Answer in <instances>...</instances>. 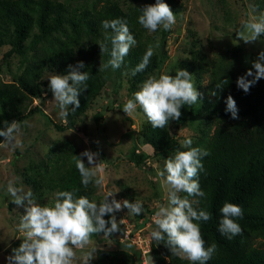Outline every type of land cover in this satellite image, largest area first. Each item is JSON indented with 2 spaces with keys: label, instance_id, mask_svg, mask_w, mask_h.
I'll list each match as a JSON object with an SVG mask.
<instances>
[{
  "label": "rangeland",
  "instance_id": "1",
  "mask_svg": "<svg viewBox=\"0 0 264 264\" xmlns=\"http://www.w3.org/2000/svg\"><path fill=\"white\" fill-rule=\"evenodd\" d=\"M63 3L62 15L78 17L82 10L90 14L98 13L107 0H51ZM117 4L122 10L136 7L138 10L149 5L145 0H109ZM180 10L176 15V23L169 31L162 28L155 33L143 31L142 39L147 48L153 47V57L157 59L160 41L165 37L163 50L165 59L157 69L146 73L143 79L136 83L129 91L130 69L122 63L117 70H103V87L91 101L89 107L80 115L73 116L69 110L68 117L72 125L63 130L53 128V123L64 124L59 116V109L55 106L52 93L48 90L47 77L50 74H60L48 64V57L66 46L75 50L74 39L78 45H85L90 38H94V59L99 67L104 53H100L99 42L102 40L95 35H85L82 29L75 32L66 23L58 31L50 34L46 39L31 43L32 35L37 32L33 21L24 40L26 52L24 55L12 53L5 55L9 48L8 34L0 36V88L4 84L12 83L9 90L16 87L17 78L25 75L34 79L41 90L39 97L22 96L21 109L26 110L38 106L39 111L25 117L21 131L16 135L22 147L9 144L0 147V264H7V257L12 250L18 248L24 236L18 229L20 217L24 214L23 207L11 203V196L6 192L9 181L15 186L30 189L38 203L50 206L54 201L55 190L50 189L45 176L57 177L59 172L67 168L73 156L80 157L84 151L98 153L96 163L104 165L97 171L96 179L101 181L99 186L89 184L85 189L90 201L102 202L108 199L117 202L136 200L143 202V212L139 216L128 214V209L122 208L115 212V218L120 231L104 236V233L94 234L91 243L83 250H76L74 264H83L82 252L95 248L94 259L89 264H138L145 259V255H135L136 250L120 240L122 226L128 223L139 230L144 237L150 238L155 229L153 217L160 205H168V190L163 187V181L157 178L159 170L163 169L164 161L176 151H187L181 141L192 140V147L200 148V141L207 139L217 124V118L209 116L205 107L211 99L207 88L208 68L217 59H232L234 56L244 63H252L257 54L264 50V36L250 44L237 40L236 34L244 21H251L259 17L264 9L256 7V0H178ZM36 0H31L34 5ZM34 16V15H33ZM93 41V40H91ZM110 57L108 56L106 60ZM126 58V56L124 57ZM197 67L199 79L193 71ZM185 69L193 76V83L200 93L193 115L188 114V106L181 108L183 119L181 122L170 121L162 131L160 145L170 148L168 152L153 153L152 147L144 143L145 136L152 134L151 125L143 113L137 109L132 116H127L123 105L139 90L140 85L150 76L157 78L162 74L175 76L177 69ZM198 70V69H197ZM72 130V132H71ZM4 143V138L0 140ZM15 143V141H13ZM142 157L140 165L136 166L129 160L131 150ZM51 150V152H49ZM86 167H91L86 157H81ZM25 178L31 179L34 188ZM181 198H188L186 193H178ZM195 204H193L194 206ZM105 220L109 217L105 216ZM263 241L262 237L249 233L244 245H255ZM243 245V246H244ZM152 264H189L188 261L172 256L164 244H159L150 238ZM147 258V257H146ZM148 259V258H147ZM140 263V262H139Z\"/></svg>",
  "mask_w": 264,
  "mask_h": 264
},
{
  "label": "clouds",
  "instance_id": "2",
  "mask_svg": "<svg viewBox=\"0 0 264 264\" xmlns=\"http://www.w3.org/2000/svg\"><path fill=\"white\" fill-rule=\"evenodd\" d=\"M141 14L137 23L148 33H155L159 29L169 31L176 23V15L169 5L162 0H156L154 5H146L139 9ZM105 32L104 39L99 42L100 53L107 54L110 58L99 67L100 70H117L121 67L124 57L135 46L136 40L130 33L127 22L122 19L105 20L101 22ZM110 30V32H109ZM264 36V13L253 17L251 21H244L236 38L244 44L260 40ZM153 47L149 46L130 75L135 77L143 72L153 56ZM83 62L69 65L66 75L50 74L47 77L48 90L52 93L55 106L59 109V116L67 122L69 115L68 106L73 105L72 112L79 108L81 92L87 90L88 72H81ZM248 77H252L248 79ZM264 79V50L257 54L252 62L251 69L236 80V86L244 93H248L258 81ZM227 82V81H225ZM200 93L193 83V76L185 69H177L175 76L162 74L148 77L123 105L122 111L127 116H132L139 109L154 129H163L170 121H179L181 108L191 107L198 103ZM226 112L231 119H238V109L231 96L226 98ZM22 123L12 121L4 123L0 130V137L4 143L0 147L12 144L13 147H22L16 135L20 133ZM72 132V130H71ZM15 141V143H13ZM192 140L181 141L182 147L187 151H176L164 161L162 170L157 173V178L163 181V187L168 190V205H160L155 212L153 221L155 229L151 231L150 238L157 245L164 242V246L172 256L186 260L189 264H207L216 251V245L205 247L198 222H207L212 217L204 210H197L193 204L199 200L190 201L181 198L178 193H186L188 197L205 198L206 194L200 189L197 176L203 165L201 160L208 155L206 150L192 147ZM81 157H86L91 167H86ZM98 153L84 151L80 157L74 156L76 169L80 175V183L84 188L89 184L99 186L101 181L96 179L97 171L104 165L96 163ZM6 192L11 196V203L24 208L20 217L19 231L24 239L18 248L12 250L7 259V264H74L76 250H83L91 243L94 234L104 233V236L119 232L115 212L122 208L128 209V214L139 216L143 212V202L127 200L117 202L109 201L112 193L100 202L90 201L85 196L75 198L73 191H58L54 193V201L50 206L41 205L36 201L30 189L24 190L23 186L17 187L9 181ZM218 231L228 239L241 234L242 229L236 222L243 215L242 209L235 204L225 202L220 209ZM109 219L105 220L104 217ZM196 221V223H194ZM95 248L82 252L83 264L93 260ZM145 264H152L149 257Z\"/></svg>",
  "mask_w": 264,
  "mask_h": 264
},
{
  "label": "trees",
  "instance_id": "3",
  "mask_svg": "<svg viewBox=\"0 0 264 264\" xmlns=\"http://www.w3.org/2000/svg\"><path fill=\"white\" fill-rule=\"evenodd\" d=\"M145 1L149 5L156 3V0ZM30 2L31 0H0V36L4 34L9 36V48L5 55L12 53L24 55L27 48L23 42L33 21L37 32L32 35L31 43H36L58 31L63 23L75 32L79 28L87 36L92 34L103 40L105 32L101 28V22L117 18L127 22L129 31L136 40L135 46L123 60L125 66L132 70L141 62L147 50L146 41L142 39L144 29L137 23L141 12L136 7L122 10L117 4L107 0L96 14L82 10L78 17H72L62 15L64 5L61 2L36 0L34 5ZM162 2L168 4L173 13L180 10L178 0H162ZM255 4L258 9H264V0H256ZM164 41L165 37L162 36L157 59L152 56L143 72L135 77L130 76L129 91L143 79L146 73L160 67L166 56L163 50ZM74 43H76L75 50L64 46L47 60L48 64L60 74H67L68 66H74L78 62L84 64L80 71L89 73L87 90H83L78 97L79 108L72 112L74 106H68L72 115L77 116L82 114L98 95L103 87L104 74L103 70L99 69L98 61L94 59V38H90L85 45H78L75 39ZM107 57L108 55L104 53L102 62H106ZM231 58L217 59L208 68L207 88L211 93V99L205 107V112L217 118V124L210 137L200 141V149L206 150L208 155L201 160L203 167L197 179L200 189L206 196L194 197L195 200H199V204L193 207L207 211L212 217L207 222H198L205 247L216 245V251L207 264H264V79L251 87L247 94L244 93L237 88L236 80L251 69L252 63H244L234 56ZM194 69L193 73L198 80L199 71L203 68ZM27 74L28 72L25 71V75L17 78V88L14 90L8 88L13 86L12 83L4 84V87L0 88V130H3L5 122L21 121L33 112L39 111L38 106L26 110L20 107L22 96L39 97L41 93L35 80L26 78ZM228 96L235 101L238 119H231V114L225 111ZM187 110L188 114L193 115L195 107H188ZM182 119L181 115L176 122L179 123ZM71 125L72 120L67 117V122L62 125L53 123V128L63 130ZM151 131L150 136H145L144 143L152 147L153 153L168 152L170 148L155 141L159 140L162 143V131L153 127ZM2 138L0 137V140ZM129 160L138 166L142 162V157L132 149ZM75 165L73 156L71 164L59 172L57 177L45 176L50 189L56 192L73 191L75 198L85 196L86 192L80 183L81 178ZM25 182L30 183L34 188L31 179L25 178ZM225 202L238 205L243 212L242 217L236 220L242 232L232 239H228L218 231L219 220L222 218L220 209ZM249 233L259 235L263 241L255 245H244ZM125 244L132 246L136 250L135 255L138 254L139 258L140 253L136 247L129 242ZM146 257L151 258L150 246L145 254L147 260ZM139 262L138 264H142L140 259Z\"/></svg>",
  "mask_w": 264,
  "mask_h": 264
},
{
  "label": "built area",
  "instance_id": "4",
  "mask_svg": "<svg viewBox=\"0 0 264 264\" xmlns=\"http://www.w3.org/2000/svg\"><path fill=\"white\" fill-rule=\"evenodd\" d=\"M119 237L121 241L129 242L134 245L142 256H144L149 250L150 238L148 236L144 237L139 233L138 229H135L134 227L132 228L128 223L122 226V232ZM141 263L145 264V261L142 260Z\"/></svg>",
  "mask_w": 264,
  "mask_h": 264
}]
</instances>
